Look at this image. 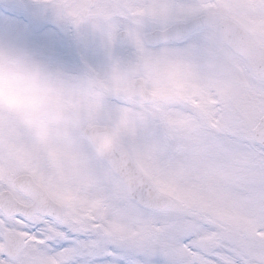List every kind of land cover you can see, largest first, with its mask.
Listing matches in <instances>:
<instances>
[{"label": "snow or ice", "instance_id": "snow-or-ice-1", "mask_svg": "<svg viewBox=\"0 0 264 264\" xmlns=\"http://www.w3.org/2000/svg\"><path fill=\"white\" fill-rule=\"evenodd\" d=\"M43 3L106 67L0 56V264H264V0Z\"/></svg>", "mask_w": 264, "mask_h": 264}, {"label": "rangeland", "instance_id": "rangeland-1", "mask_svg": "<svg viewBox=\"0 0 264 264\" xmlns=\"http://www.w3.org/2000/svg\"><path fill=\"white\" fill-rule=\"evenodd\" d=\"M0 40L27 51L38 63L67 77H82L86 67L102 71L106 56L101 37L88 27L79 30L57 19L34 0H0ZM117 43L114 53L122 54Z\"/></svg>", "mask_w": 264, "mask_h": 264}, {"label": "clouds", "instance_id": "clouds-1", "mask_svg": "<svg viewBox=\"0 0 264 264\" xmlns=\"http://www.w3.org/2000/svg\"><path fill=\"white\" fill-rule=\"evenodd\" d=\"M34 3L47 6L43 3V0H34ZM0 56L11 57L22 64L41 69L47 74L53 87L57 90L70 89L76 85L80 79V77H67L58 71H54L38 63L27 51L15 47L8 41L0 40Z\"/></svg>", "mask_w": 264, "mask_h": 264}]
</instances>
